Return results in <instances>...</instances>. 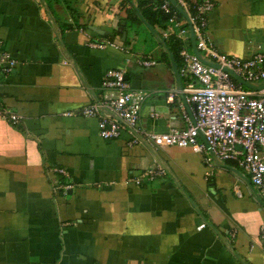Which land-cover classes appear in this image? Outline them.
<instances>
[{"label": "crops", "instance_id": "obj_1", "mask_svg": "<svg viewBox=\"0 0 264 264\" xmlns=\"http://www.w3.org/2000/svg\"><path fill=\"white\" fill-rule=\"evenodd\" d=\"M210 1L207 30L217 52L264 53V0ZM135 6L138 0H0V52L15 61L8 74L0 67V109L18 117L0 114V264H264V208L245 170L144 137L131 144L126 131L102 140L97 120L81 115L101 102L105 72L126 66L122 53L85 45L111 40L157 62L127 65L131 87L148 93L141 130L184 129L183 112L195 121L182 92L189 77H180V89ZM132 10L141 22L129 32ZM164 24L152 27L159 37ZM184 47L193 53L191 40ZM174 63L178 72L180 57ZM246 84L243 90L264 87ZM156 166L166 175L150 180L144 174Z\"/></svg>", "mask_w": 264, "mask_h": 264}, {"label": "built area", "instance_id": "obj_2", "mask_svg": "<svg viewBox=\"0 0 264 264\" xmlns=\"http://www.w3.org/2000/svg\"><path fill=\"white\" fill-rule=\"evenodd\" d=\"M154 1L153 11H160L168 18L160 31L165 41L174 36L181 42L179 57L180 77L190 81L182 90L189 95L193 105L195 121L191 122L186 112L182 117L187 122L184 129H171L165 133H153L139 128V116L148 93L131 87L127 65L154 67L157 62L150 56H134L128 49L111 40H88L86 47L94 50H115L123 54L125 65L107 70L101 82V102L81 110V115L97 120V133L102 140L117 139L123 131L132 136L131 144L139 143L144 137L158 147L189 148L193 153L209 152L212 160L233 162L249 174L252 186L257 190L264 208V87L257 91L243 90L232 78L234 74L246 83L264 81V53H257L247 59L227 57L215 49L209 39L208 14L214 4L210 0ZM179 10L183 11V16ZM194 37L197 55L187 51L185 42ZM15 66V61L6 52H0V67L6 74ZM169 94V99L174 97ZM0 114L16 122V115H9L0 109ZM204 141H200L199 135ZM67 177L64 170L54 169ZM150 180L166 175L156 166L144 174ZM140 179L135 180L139 184ZM264 239V224L260 227Z\"/></svg>", "mask_w": 264, "mask_h": 264}, {"label": "trees", "instance_id": "obj_3", "mask_svg": "<svg viewBox=\"0 0 264 264\" xmlns=\"http://www.w3.org/2000/svg\"><path fill=\"white\" fill-rule=\"evenodd\" d=\"M153 7L154 3L152 0H138V10L140 18L151 27L162 25L163 23H165L168 16L160 11H153ZM140 18L136 15L134 10L131 11L129 21L127 23V29L129 32L135 31L136 24L141 22ZM166 43L169 51L174 56L175 61H178L181 42L171 37L166 40ZM164 55L167 56L165 51Z\"/></svg>", "mask_w": 264, "mask_h": 264}, {"label": "water", "instance_id": "obj_4", "mask_svg": "<svg viewBox=\"0 0 264 264\" xmlns=\"http://www.w3.org/2000/svg\"><path fill=\"white\" fill-rule=\"evenodd\" d=\"M171 3H172V5L173 6H176V3L174 2V0H169ZM136 7V12H137V14L139 15V11H138V9H137V6H135ZM179 12L183 15V16H185V14L183 13V11H181V10H179ZM145 24V26L148 28V30L153 34V36L155 37V39L157 40V42L167 51V53H168V55H169V57H170V60H171V65H172V68H173V73H174V75H175V77H176V79H177V82L179 83V88L181 89V84H180V76H179V74H178V72H177V69H176V66H175V63H174V58H173V56H172V54L169 52V49H168V47H167V45H166V43L159 37V35H158V33L151 27V26H149L148 24H146V23H144ZM91 29H93L94 31H97L96 29H94L93 27H91ZM190 37H191V43H192V48H193V53L195 54V55H197V51H196V49H195V45H194V37H193V34L191 33V35H190ZM231 76H232V78L234 79V80H236L237 82H239V83H241V84H243V85H247L246 84V82H244V81H241L238 77H236L234 74H231ZM125 79L126 80H128V76L126 75L125 76ZM199 137H200V139L202 140V141H204V138H203V136L200 134L199 135Z\"/></svg>", "mask_w": 264, "mask_h": 264}]
</instances>
